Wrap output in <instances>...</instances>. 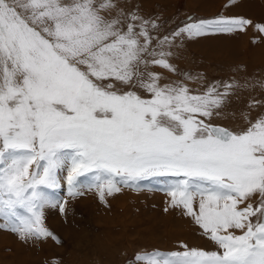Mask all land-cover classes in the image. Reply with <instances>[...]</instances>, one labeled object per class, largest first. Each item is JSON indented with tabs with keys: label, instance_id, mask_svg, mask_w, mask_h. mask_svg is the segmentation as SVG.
I'll list each match as a JSON object with an SVG mask.
<instances>
[{
	"label": "snow or ice",
	"instance_id": "obj_1",
	"mask_svg": "<svg viewBox=\"0 0 264 264\" xmlns=\"http://www.w3.org/2000/svg\"><path fill=\"white\" fill-rule=\"evenodd\" d=\"M249 24L221 16L158 39L148 28L155 21L125 17L115 0H0L3 227L21 240L56 239L43 210L59 204L64 213L46 191L61 179L75 196L88 177L104 201L122 186L169 177L170 205L182 206L219 251H145L136 264H264V117L240 131L206 122L237 85L192 94L181 82L161 85L149 70L175 72L164 46L177 36ZM255 196L256 206L246 203Z\"/></svg>",
	"mask_w": 264,
	"mask_h": 264
},
{
	"label": "rangeland",
	"instance_id": "obj_2",
	"mask_svg": "<svg viewBox=\"0 0 264 264\" xmlns=\"http://www.w3.org/2000/svg\"><path fill=\"white\" fill-rule=\"evenodd\" d=\"M115 2L125 17L135 14L155 21L157 27L148 28L150 35L158 39L199 20L223 16L251 21L243 31L177 36L171 48L167 43L164 46L173 53L168 60L175 72L159 66H150L149 70L160 74L161 85L181 82L192 94H203L211 86L223 92L224 84L237 85L222 106L214 109L210 120L201 117L206 122L240 131L248 127V121L264 117V32L257 27L264 26V0ZM155 45L153 39L151 47ZM125 90L150 95L142 89ZM173 179H143L132 187L122 186L119 193L111 196L105 193L104 201L95 188H87L91 182L88 177L79 178L77 191L82 194L75 196L69 195L68 185L61 179L58 189L46 191L54 201L64 203V213L59 204L43 210V224L56 239L21 240L3 227L5 222L0 218V264H136V255L145 251L180 252L186 250L185 245L187 249L219 251L210 234L186 215L182 206L170 205L171 197L165 188ZM249 202L256 206L259 197L246 203Z\"/></svg>",
	"mask_w": 264,
	"mask_h": 264
},
{
	"label": "bare ground",
	"instance_id": "obj_3",
	"mask_svg": "<svg viewBox=\"0 0 264 264\" xmlns=\"http://www.w3.org/2000/svg\"><path fill=\"white\" fill-rule=\"evenodd\" d=\"M249 1V0H248ZM248 4H250V3H248ZM252 5H254V4H252ZM252 5H251V7L249 8V9H251L252 8ZM255 6H256V4H255ZM191 238V237H190Z\"/></svg>",
	"mask_w": 264,
	"mask_h": 264
}]
</instances>
